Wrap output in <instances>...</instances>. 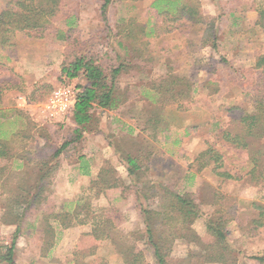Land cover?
I'll list each match as a JSON object with an SVG mask.
<instances>
[{
  "label": "rangeland",
  "instance_id": "374dc122",
  "mask_svg": "<svg viewBox=\"0 0 264 264\" xmlns=\"http://www.w3.org/2000/svg\"><path fill=\"white\" fill-rule=\"evenodd\" d=\"M8 1L0 0V8H4ZM102 1L76 0L75 3L79 17L78 37L88 43L89 48H91L89 43L93 41L94 53L103 55L101 64L106 66L110 59L105 54L108 55L110 48L119 51L117 40L113 36L109 39V35L117 31V25H128L132 20L135 24L144 25L153 20V16L148 10L151 0L135 2L113 0L107 7L106 21H104L99 9ZM197 1L203 14L219 19L215 22L216 26L213 30L216 35V48L201 47L202 39L207 35L204 33L203 24L183 22L159 37L139 35L138 40L132 45L142 52L145 61L146 58L150 59L144 63L148 67L146 70L148 74L144 77L140 75L138 79L127 75L122 77L124 85L133 80L136 81L135 84L146 85L165 73L170 66L174 73L181 76L195 72V81L204 86L192 94L194 104H189L188 109H177L176 103H156L160 111L157 116L150 118L155 105L153 103L149 105L148 100L145 104L135 102L134 97L139 92L143 93L146 99H153L154 102L157 99L156 94L153 91L146 92L145 89L140 91L137 88L124 91L122 87L125 86L118 84L116 95L119 101L122 99V102H125L126 96L132 98L131 104L125 111L131 110L133 113L136 109L139 110L136 114V125L140 132L133 135L134 133L125 131L116 141L121 149L129 151V155H136L142 167L139 171V179L137 181L135 175H128L125 165H111L108 162L101 166L97 175L89 184L87 183V186L82 187L73 199L85 193L84 199L89 201L93 210L100 207L121 208L123 221L115 229L114 237L125 246L137 245L142 249L146 263L156 264L152 249L147 245L145 238L136 239L144 226L140 212L134 207L136 203L133 192L128 191L126 187L130 188L134 181L142 183L143 196L140 195L138 202L143 207L160 211L168 203L163 188L181 194L190 193L200 204L201 213L194 220L191 228L200 237H204L206 219L213 213L224 216L229 232L228 244L234 249L233 258L237 259L235 264H260L248 257L264 252V227L259 228L255 233L250 232L251 220L258 213L251 203L259 202L264 205V188H261L264 181L261 183V180H252L251 175L247 174L251 161L247 150L234 148L221 140L219 124L222 121L224 125L230 123L238 113L235 107L251 109L245 92L235 84L236 75L233 70L252 66L255 55L264 53V28L256 24L258 13L249 10L252 7H259L264 0ZM209 3H213L214 10L206 9ZM212 11L215 14L208 13ZM249 11L254 12L255 16H249ZM235 19H238L236 24L233 23ZM56 26L64 28L59 22ZM53 31L54 28L44 33V37L37 39L18 36L15 53L7 54L6 51L0 50V86L1 84L4 86H1L3 89L0 109L10 119L0 127V132L7 138L10 154L22 158L21 161L16 162L0 159V166L6 165L4 175L6 179L8 178L6 185H0V238L8 236L15 229L14 224L2 222L5 201L14 194L12 191L14 185L32 183L37 173L38 161L43 159L48 161L55 150L62 144H67L58 156V166L46 177L48 212L54 210L60 213L65 202L64 194L69 192L65 182L70 174L69 166L79 156H85L88 151L87 138L74 139L72 110L62 119H49L46 116V101L51 92L58 86L74 87L79 83L72 81L66 84L59 80L63 54L66 51L71 52V47H68L69 50L65 49L66 43L58 41ZM127 42L129 43V40L124 39V43ZM77 47L82 46L78 44ZM8 55H11V61L6 60L5 57ZM206 64L208 66H205ZM33 84L37 86L33 87ZM23 98L26 101L25 106ZM20 105L24 108L19 107ZM17 110H21V113ZM99 111L100 109H95L93 115L97 116ZM92 123L83 131L86 132L85 135L89 130L95 129L99 121ZM18 129L19 132L12 134ZM263 144L264 139L254 141L252 148L262 147ZM208 147H213L221 155L220 170L238 179H224L217 176L211 170L212 162L201 166L205 163L206 157H200V154ZM19 164L22 165L21 170L15 167ZM103 168L111 169L107 177L109 180L119 177L120 186L107 189L95 197L96 189L88 191L86 189L92 181L97 180V183L100 181L97 176ZM123 188L125 192L120 194ZM51 223L56 231V237L54 246L47 252L44 249L46 246L43 221L34 222V216H30L24 222L21 235L16 239L14 258L18 264H72L70 261L72 252L77 243H82L80 241L82 236L84 238L86 233L90 232L91 222L74 224L68 228H62L54 221ZM165 229L161 221L156 224L157 231H166ZM60 231L62 235L59 234ZM112 246L109 240L99 242L94 257L104 258L108 264H124L121 255L116 254ZM194 248V245L187 240L176 239L168 257V264H176ZM228 264H231V259Z\"/></svg>",
  "mask_w": 264,
  "mask_h": 264
},
{
  "label": "trees",
  "instance_id": "16d2710c",
  "mask_svg": "<svg viewBox=\"0 0 264 264\" xmlns=\"http://www.w3.org/2000/svg\"><path fill=\"white\" fill-rule=\"evenodd\" d=\"M75 1L9 0L4 8H0L1 51H6L8 54L15 53L16 38L18 36L42 38L44 33L52 30V28H54L53 32L56 39L66 43L65 49L69 50L71 47V52L66 51L63 54L64 59L60 65L59 80L66 82V84L79 81L74 86L77 95L72 109V122L75 126L72 133L75 140L80 139L83 131L88 127L92 120V109L94 107L113 110L123 103L122 99L119 101L116 95L119 78L126 75L130 77L141 75L144 77L148 74V71H146L148 67L144 63H147L150 59L146 58L145 61L142 52L132 45L138 40L139 35L159 37L174 29L178 23L203 24L205 26L204 33L207 35L202 39L201 47L216 48V35L213 30L216 26L215 22L219 19L203 14L197 0H151L148 10L152 12L153 20L144 25L135 24L134 20L128 25H117V31L112 32L109 39L113 36L117 40L116 45L120 53L110 48L108 55L105 54L110 59L109 63L103 66L101 64L103 55L94 53L93 41H89L91 42L89 43L91 49L87 46L88 43L78 37L79 17ZM121 1L135 2L139 0ZM112 2L113 0H103L99 7L104 21H106L107 7ZM249 10L258 13L256 24L264 28V1L261 2L259 7H252ZM57 22L63 24L64 28L56 26ZM124 39H128L129 43H124ZM78 44L82 47L78 48ZM9 56L11 55L7 56V60L11 61ZM205 66H208V64ZM199 67L201 68V66ZM233 73L236 75L235 84H238L245 92L251 109L245 110L242 107H235L234 109L238 113L230 120V123L224 125L222 121L219 124V136L221 140L229 143L232 147L247 150L251 158V161H249L251 165H248L249 171L247 174L251 175L252 180H261L262 183L264 181V144L262 147L257 146L253 149L252 143L264 139V53L255 55L252 66L235 69ZM194 75L195 72L188 76L178 75L173 72L170 66L165 73L146 84L145 91H153L156 94L157 99L154 100V105L170 102L176 103L177 109H188L190 108L189 104H194L192 94L204 86L195 81ZM81 80H84L85 84H81ZM1 86L4 87L2 84ZM1 86L0 97L3 89ZM32 86L35 87L37 84ZM17 111L21 113V110ZM159 111L160 108L155 105L150 118L157 116ZM9 121V117L4 115L2 109H0V127ZM19 130L14 131L15 133L12 134H16ZM66 145V143L62 144L61 147L55 150L49 156L48 161L46 159L38 161L37 167L35 166L37 173L32 183L14 185L12 189L14 194L6 199L1 219L3 223L14 224L15 229L8 236L0 238V264H18L14 258L16 239L21 235L22 225L30 216H34V222L43 221L44 223L43 236L46 246L44 249L47 252L54 246L56 237V231L51 221L58 223L62 228L91 222L90 232L86 233L84 238L82 236L80 240L82 243H77L72 252V259L70 260L72 264H108L104 258L94 257L96 256L97 245L104 240L112 242L114 252L121 255L124 264H147L142 249L135 244L125 246L124 243L118 242L114 237L115 229L123 221V210L121 208L111 207L107 209L100 207L93 210L89 201L84 199L86 198L85 193H82L75 200L63 202V209L60 213L58 211L54 212V210L48 212L46 177L49 172L58 166V156L61 149ZM202 156L206 157V161L201 166L212 162L211 170L217 176L224 179H238L230 173L220 170L221 155L213 147H208L206 151L200 154V157ZM0 159L1 161L7 160V162L22 160L21 157L10 154L7 138L2 132H0ZM125 160L128 164L125 165L128 175H135V179L138 181L139 171L142 167L137 162V158L127 154ZM15 167L17 170L22 169L20 164L15 165ZM5 168L6 165L0 166L1 186L6 185L8 180L4 175ZM110 170L108 168L101 169L97 176V179L101 182L92 181L86 191L96 189L94 191L96 197L107 189L118 188L120 186L119 177L116 176L112 180L107 178ZM126 188L128 191L132 190L133 192L134 202L136 203L134 207L140 212L144 226L141 233H138L140 236L136 239L145 238L147 245L152 249L156 264H168V257L176 239H185L195 247L190 249L187 255L179 259L176 264H228L229 259H231V264L236 263L237 259L233 258L232 254L234 249L229 247L228 244L227 236L229 232L226 228L227 220L224 216L213 213L206 219V236L204 237H200L191 228L194 220L201 214L200 204L193 198L192 194L187 192L176 193L163 188L165 198L168 197V203L160 211L143 207L138 202L144 191L142 183L134 181L130 188ZM261 188H264V183L261 184ZM124 190L125 188L121 189L120 194L124 193ZM251 206L258 212L256 217L251 220L250 232L255 233L259 228L264 227V205L259 202H252ZM50 208H52V205ZM65 208L68 209L65 210ZM159 221L164 223L166 231L156 230V224ZM248 258L264 264V252Z\"/></svg>",
  "mask_w": 264,
  "mask_h": 264
},
{
  "label": "crops",
  "instance_id": "0c3cea01",
  "mask_svg": "<svg viewBox=\"0 0 264 264\" xmlns=\"http://www.w3.org/2000/svg\"><path fill=\"white\" fill-rule=\"evenodd\" d=\"M212 4L213 3H209V6L206 7V9L211 8L210 10H214L215 7H213ZM208 13L212 15L215 14L213 11ZM248 14L249 16H255V13L252 11H249ZM235 20L236 21L233 22L234 24L238 22V19ZM9 57L11 58V56ZM5 58L7 60V56ZM135 78L138 79L139 77L136 76ZM122 79V77L118 79V84L125 86L122 87L124 91H128V89L132 90L134 88H137V90L140 91L145 89L146 85L138 83L137 85L135 84L136 81L134 82V80L126 82V84L124 85V83H122ZM81 84H85V81L81 80ZM126 98L125 102L121 104V107L119 106V108L113 110L102 109L98 107H94L92 109V120L90 121L89 125L93 124L92 121H95V123L99 121V124L92 131L89 130L87 135H85L86 132L83 133L82 137L80 138H87V145L89 147L85 156H79L78 159L71 166H69L70 174L69 177H67L65 180L69 192L64 194L63 198H65V202L66 200L72 201V199L78 194L80 189L84 186H87L90 180H92L97 175L102 165H106V163L108 162L111 163V165H128L126 160H123V157L129 154V151L121 149V147H119L116 141L119 139V137L123 136L125 131L129 133H134L133 135H135L138 131L140 132V129L138 125H136V114L137 112H139V110L136 109L135 111H133V113L131 112V110L125 111V109L129 107V104H131L132 101L131 96H129L127 99ZM20 99H22V97H20ZM23 99L25 106L26 101L25 98ZM134 100L135 102H141L144 104L148 103L146 101L148 100L150 101L149 105L153 103V99H146L143 96V93L139 92H137V94L135 95ZM19 107L24 108L22 107V105H20ZM95 109H100L99 114L97 116L93 115V111ZM132 157H136V155ZM59 234L62 235V232L60 231Z\"/></svg>",
  "mask_w": 264,
  "mask_h": 264
},
{
  "label": "built area",
  "instance_id": "2783aa9c",
  "mask_svg": "<svg viewBox=\"0 0 264 264\" xmlns=\"http://www.w3.org/2000/svg\"><path fill=\"white\" fill-rule=\"evenodd\" d=\"M77 91L72 86H58L46 101V116L49 119H62L73 109Z\"/></svg>",
  "mask_w": 264,
  "mask_h": 264
}]
</instances>
